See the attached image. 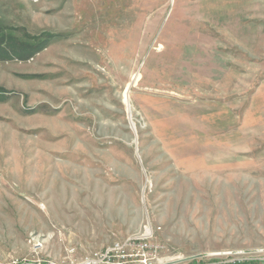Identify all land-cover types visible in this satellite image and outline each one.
<instances>
[{
    "label": "rangeland",
    "instance_id": "obj_1",
    "mask_svg": "<svg viewBox=\"0 0 264 264\" xmlns=\"http://www.w3.org/2000/svg\"><path fill=\"white\" fill-rule=\"evenodd\" d=\"M0 26L25 53L0 56V264L147 225L264 255V0H0Z\"/></svg>",
    "mask_w": 264,
    "mask_h": 264
},
{
    "label": "built area",
    "instance_id": "obj_2",
    "mask_svg": "<svg viewBox=\"0 0 264 264\" xmlns=\"http://www.w3.org/2000/svg\"><path fill=\"white\" fill-rule=\"evenodd\" d=\"M154 229L147 225L142 231L116 240L108 246L71 261L69 264H241L254 260H264L261 253H211L206 258L192 256L183 258L166 253L165 247L154 240ZM31 253L29 257L12 259L8 264L33 262L37 264H53L47 261L42 252V244L30 240ZM220 254V255H219Z\"/></svg>",
    "mask_w": 264,
    "mask_h": 264
},
{
    "label": "trees",
    "instance_id": "obj_3",
    "mask_svg": "<svg viewBox=\"0 0 264 264\" xmlns=\"http://www.w3.org/2000/svg\"><path fill=\"white\" fill-rule=\"evenodd\" d=\"M11 40V37H8L4 31L3 28L0 26V56L9 58L11 57V54H15V55H21V54H25L23 52V50H15L14 46H9V42ZM9 46V47H8ZM8 48V49H6ZM19 48V47H18ZM241 264H245V263H241Z\"/></svg>",
    "mask_w": 264,
    "mask_h": 264
},
{
    "label": "water",
    "instance_id": "obj_4",
    "mask_svg": "<svg viewBox=\"0 0 264 264\" xmlns=\"http://www.w3.org/2000/svg\"><path fill=\"white\" fill-rule=\"evenodd\" d=\"M20 264H37V263H33V262H22Z\"/></svg>",
    "mask_w": 264,
    "mask_h": 264
}]
</instances>
